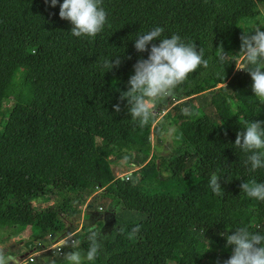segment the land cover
<instances>
[{
  "label": "trees",
  "instance_id": "16d2710c",
  "mask_svg": "<svg viewBox=\"0 0 264 264\" xmlns=\"http://www.w3.org/2000/svg\"><path fill=\"white\" fill-rule=\"evenodd\" d=\"M102 6L107 23L90 38L71 34L59 4L0 0V232L9 239L27 235L28 246L57 242L85 206L113 220L94 230L99 250L92 261L90 231L75 233L69 245L82 264H223L232 249L220 233L240 227L264 233V201L240 188L253 179L264 183V169L251 172L248 154L234 146L246 122L264 121L250 74L234 64L242 32L262 15L258 2L103 0ZM155 27L164 29L161 38L176 34L203 49L208 67L172 91L177 101L160 120L157 102L159 113L141 128L120 97L133 66L148 58L135 39ZM224 52L229 58L221 61ZM118 57V67H104ZM185 98H193L196 113L184 114L185 104L177 103ZM171 128L170 153L155 155L152 136L161 144ZM113 155L139 169L116 177ZM212 174L221 178L222 195L209 186ZM54 194L65 202L38 207ZM37 255L35 264L51 255L66 262L56 250Z\"/></svg>",
  "mask_w": 264,
  "mask_h": 264
},
{
  "label": "clouds",
  "instance_id": "9594fccd",
  "mask_svg": "<svg viewBox=\"0 0 264 264\" xmlns=\"http://www.w3.org/2000/svg\"><path fill=\"white\" fill-rule=\"evenodd\" d=\"M45 2L50 3L51 7L59 4V16L73 25L71 29L73 36L95 38L107 23V12L102 6L103 0H63L62 4L59 0ZM163 33L162 27H155L135 39L134 47L137 52H148V58L139 59L133 66L134 75L129 78L128 90L122 92L120 97L121 101H127L132 120L138 122L141 128L147 126L153 117L154 102L171 95L172 91L201 65L208 67V60L203 58V49L198 51L195 45L183 43L181 37L176 34L170 38H161ZM157 40L158 44L153 43ZM240 40L241 60L234 63L236 70L250 74L254 96L264 104V28L257 27L251 32L243 31ZM228 58L225 52L220 57L221 61ZM121 62L118 57L105 61L104 67L111 70L118 67ZM113 107L116 113L122 110L120 104ZM184 114L190 115L187 111ZM234 146L248 154L244 163L246 166L250 165L251 172L264 169V121L246 122L244 130L237 133ZM220 181L221 178L217 174H212L209 186L215 195L223 194ZM240 188L249 198L264 201V183H258L253 179L250 182H243ZM139 231L140 225H137L132 228L131 235L134 236ZM90 233V247L86 258L92 261L98 254L99 244L95 231L90 229ZM220 235L226 237V247L232 249L231 256L224 260L223 264H264V233L240 227L234 231L222 232ZM65 258L70 264H82L79 252L66 253Z\"/></svg>",
  "mask_w": 264,
  "mask_h": 264
},
{
  "label": "rangeland",
  "instance_id": "374dc122",
  "mask_svg": "<svg viewBox=\"0 0 264 264\" xmlns=\"http://www.w3.org/2000/svg\"><path fill=\"white\" fill-rule=\"evenodd\" d=\"M259 8L261 10V17L260 19L257 21H254V23L251 24L249 31H253L255 30L257 27H262L264 28V0H257ZM177 101V98L173 95V93L171 95H168L166 97H163L159 100H157L156 102H154L153 104V113L158 114L159 111L155 110V105L157 104V102H161L162 107H161V114L159 116V120L172 108L171 103H174ZM14 102H11L8 106V108H10V106H12ZM177 104H186L185 105V109H187L186 111L189 113H196V105H195V101L193 100V98H189V99H181L178 101ZM152 140H153V146H154V154L157 156H165L167 154L170 153L171 148H172V143H173V129H169L166 132H163V136H162V143H158L154 137L152 136ZM111 160L113 161V172L115 174L116 177L118 178H122L125 177L127 175H131L132 172L138 170L139 168L137 167H133L127 164L125 159L122 160H117L116 156L113 155L111 157ZM80 193V192H79ZM72 196V195H71ZM65 202V198L64 196H58V195H52L51 199L48 201V203H46V201H42L39 203L38 202V207H44L47 205H60L63 204ZM117 209V208H116ZM82 213L80 216L70 220V221H66L67 226H68V230L66 232V234H64L63 236H68V234H72L74 232L78 233L80 232V234H85L88 231L91 230H95V229H105L106 225L108 224V222H110L112 219V215L110 214V212L108 211H98V212H94V213H89L88 211H86L85 206L82 207ZM85 216L87 217V219H85ZM72 232V233H71ZM28 237L27 235H23L21 237L15 238V239H9L8 238V234L4 233V232H0V262L1 260H3L4 258H6V255H15V258L17 259H21L23 262V260H25V258L28 256V254H30L33 250V247H39L41 246V244H43L45 242V240H41L38 243H33L32 244V248L30 249L29 246L27 245L28 242ZM46 246H51L49 249L46 248H39L36 251L34 250V253L37 254L39 251L41 252V250H47L50 251L52 249V247L56 246V242L53 240H46L45 243ZM38 251V252H37ZM69 251L71 252H77L75 251V249L73 248V245H69L64 249V254H62L63 256H65L66 253H68ZM46 251H44L43 253H40V255L44 254ZM47 254V253H46ZM39 254L37 256H40ZM58 255V254H57ZM82 260L84 259V257L81 255ZM66 259V258H65ZM60 258H58L56 255H51L50 257L45 259L46 264H58L60 262ZM66 262H64V264H70L69 261L65 260ZM20 262V264H21ZM37 257H35V263H37ZM7 264H18L15 261H10ZM33 264V263H32ZM63 264V263H62Z\"/></svg>",
  "mask_w": 264,
  "mask_h": 264
},
{
  "label": "built area",
  "instance_id": "2783aa9c",
  "mask_svg": "<svg viewBox=\"0 0 264 264\" xmlns=\"http://www.w3.org/2000/svg\"><path fill=\"white\" fill-rule=\"evenodd\" d=\"M128 176L122 177V179L126 178L128 179ZM75 234H70V235H66V236H62L57 242H56V246L52 247L51 250H56L60 255H62L64 253V249L66 248L67 245L71 243H74L73 241V236ZM47 251V250H45ZM38 254V253H37ZM35 254L33 251L32 253L28 254V256L25 258V260H23V262H21L22 260H20L21 264H31L35 262V256L37 255ZM20 262L18 264H20Z\"/></svg>",
  "mask_w": 264,
  "mask_h": 264
},
{
  "label": "water",
  "instance_id": "95a60500",
  "mask_svg": "<svg viewBox=\"0 0 264 264\" xmlns=\"http://www.w3.org/2000/svg\"><path fill=\"white\" fill-rule=\"evenodd\" d=\"M10 261H15L16 263H19L20 259L15 258L13 255H9L6 258H4L3 260H1L0 264H7Z\"/></svg>",
  "mask_w": 264,
  "mask_h": 264
},
{
  "label": "crops",
  "instance_id": "0c3cea01",
  "mask_svg": "<svg viewBox=\"0 0 264 264\" xmlns=\"http://www.w3.org/2000/svg\"><path fill=\"white\" fill-rule=\"evenodd\" d=\"M45 243H46V242H44L43 244H41V246H39V247H35V248H33V252H34V250L36 251V250L39 249L40 247H41V248H46ZM29 248L31 249L32 246H29ZM44 251H45V250L42 249L41 252H40V251H39V252L37 251V252H38V254H40V253H43ZM31 253H32V252H31ZM6 256H8V255H6ZM14 257H15V256H14Z\"/></svg>",
  "mask_w": 264,
  "mask_h": 264
}]
</instances>
